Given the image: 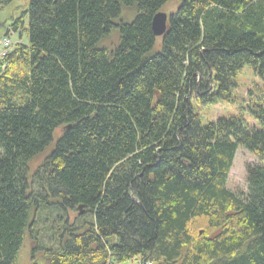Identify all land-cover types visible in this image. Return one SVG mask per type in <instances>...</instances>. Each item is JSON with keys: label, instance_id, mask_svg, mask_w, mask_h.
<instances>
[{"label": "trees", "instance_id": "1", "mask_svg": "<svg viewBox=\"0 0 264 264\" xmlns=\"http://www.w3.org/2000/svg\"><path fill=\"white\" fill-rule=\"evenodd\" d=\"M168 1L27 0L6 29L25 43L0 59V264L28 234L30 264H264L263 105L260 129L195 110L244 68L264 83V0H177L157 44ZM238 147L259 161L244 194L226 189Z\"/></svg>", "mask_w": 264, "mask_h": 264}, {"label": "rangeland", "instance_id": "2", "mask_svg": "<svg viewBox=\"0 0 264 264\" xmlns=\"http://www.w3.org/2000/svg\"><path fill=\"white\" fill-rule=\"evenodd\" d=\"M177 3V0H169L159 12L168 15L176 10V7L178 6ZM26 5L27 0H10L0 12V54L3 51L1 44L4 40L6 29L12 25L14 19L17 20V18L21 16ZM134 15L135 12L133 9H122L119 20L125 23L130 22ZM9 30L10 47L18 42L25 43L21 34L14 33L12 28H9ZM117 42L118 34L116 31H113L106 39L100 42V46L110 49L115 46ZM157 44H159V39ZM235 83L236 88L231 93L230 101L218 100L213 105L195 107L202 124L211 121L216 122L217 119L227 118L228 116L234 117L235 115L240 114L248 126L260 129L257 122L248 113V109L253 103L261 104L264 108V83L248 68H244L240 71L235 79ZM57 137L58 133L55 134V138ZM50 149L46 150L42 155L32 161L30 164V174L42 164ZM258 163V159L253 154L238 147L228 173L226 189L231 193L244 194L246 192V169L249 166L257 165ZM76 217V211L68 213L70 223L75 221L74 219ZM218 232L219 231H214L212 233L213 237ZM35 249L36 246L29 238V234L26 235L21 250L18 253L16 264H30L31 260L34 258L36 261L41 259V253L37 251L34 252ZM122 264H138V261L133 260Z\"/></svg>", "mask_w": 264, "mask_h": 264}, {"label": "water", "instance_id": "3", "mask_svg": "<svg viewBox=\"0 0 264 264\" xmlns=\"http://www.w3.org/2000/svg\"><path fill=\"white\" fill-rule=\"evenodd\" d=\"M167 15L158 12L151 19V33L153 37H163L166 33ZM81 210V207H78ZM81 214V213H80Z\"/></svg>", "mask_w": 264, "mask_h": 264}, {"label": "built area", "instance_id": "4", "mask_svg": "<svg viewBox=\"0 0 264 264\" xmlns=\"http://www.w3.org/2000/svg\"><path fill=\"white\" fill-rule=\"evenodd\" d=\"M4 47H8L6 43L3 44ZM146 264H149V263H146Z\"/></svg>", "mask_w": 264, "mask_h": 264}, {"label": "flooded vegetation", "instance_id": "5", "mask_svg": "<svg viewBox=\"0 0 264 264\" xmlns=\"http://www.w3.org/2000/svg\"><path fill=\"white\" fill-rule=\"evenodd\" d=\"M78 210V209H77ZM81 213V210H78ZM78 214V213H77Z\"/></svg>", "mask_w": 264, "mask_h": 264}]
</instances>
